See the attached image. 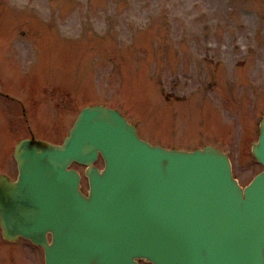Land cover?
I'll return each mask as SVG.
<instances>
[{"label": "rangeland", "instance_id": "rangeland-1", "mask_svg": "<svg viewBox=\"0 0 264 264\" xmlns=\"http://www.w3.org/2000/svg\"><path fill=\"white\" fill-rule=\"evenodd\" d=\"M30 1L47 9L46 21L31 19L26 14L29 4L17 12L0 5V89L8 88L2 87L8 86L7 79L24 75L21 67L42 56L36 72L22 79L31 85L30 97L38 104L32 108L29 104L27 112L37 131L44 128L52 135L56 119L62 117L65 134L81 105L100 100L120 107L151 139L194 148L204 139L200 130L210 133L220 111H225L233 123L222 128V146L234 155L238 176L247 183L261 169L250 147L257 135L255 119L257 123L264 115V35L258 47L220 50L217 64L203 61L206 53H217L200 44V25L203 17L226 21L227 11L234 20L238 17L234 1L254 14L258 1L264 0H66L65 5L63 0ZM140 22L147 24L137 28ZM176 75L181 85L174 86ZM22 89L18 86L11 94L27 97ZM173 94L176 99L167 98ZM11 101L0 97V127L5 134L0 159L9 162L13 142L29 135L20 105ZM23 101L28 105L27 99ZM44 108L50 116H44L49 113ZM178 123L180 130L174 126ZM222 130L216 129L218 134Z\"/></svg>", "mask_w": 264, "mask_h": 264}, {"label": "water", "instance_id": "water-1", "mask_svg": "<svg viewBox=\"0 0 264 264\" xmlns=\"http://www.w3.org/2000/svg\"><path fill=\"white\" fill-rule=\"evenodd\" d=\"M112 115V113L98 110L92 122L102 120L129 130L119 118L112 117ZM53 158L51 155L44 162L54 167H61L53 161ZM95 177L93 175L92 179ZM12 190H16L17 200L13 196L9 198L6 192L1 193L0 207L3 219L6 224L11 222V218L20 219V231H23V228L37 221L41 210L36 205L34 197L30 196L25 184H20ZM219 190L222 194L221 197H215L214 201L210 200L202 208L194 207L195 211L187 209L179 214L171 211L168 217L177 219L184 225L191 224L184 242L187 245V250H197V253L191 256L194 255L192 260L198 263L205 262L208 257L216 259L224 252L230 253V256L240 255L244 262L254 259L255 254L252 247H255V242L261 237L256 240L255 233L244 231L242 219L237 217L235 211L227 206L230 204V196L226 189L221 187ZM79 199L91 204V201L82 197ZM250 227L253 226L249 225V228H246L252 232ZM164 248L167 249L166 246ZM47 249L50 250L49 247ZM173 250L178 252L176 248Z\"/></svg>", "mask_w": 264, "mask_h": 264}]
</instances>
